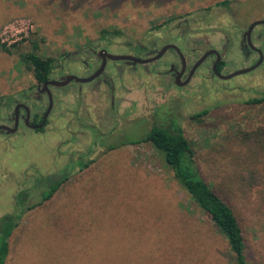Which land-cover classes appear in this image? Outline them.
Masks as SVG:
<instances>
[{"label":"rangeland","instance_id":"374dc122","mask_svg":"<svg viewBox=\"0 0 264 264\" xmlns=\"http://www.w3.org/2000/svg\"><path fill=\"white\" fill-rule=\"evenodd\" d=\"M257 21H264V0H0V99L12 108L14 99L34 89L33 72L21 61L31 43L41 58L56 62L55 78L86 74L79 56L66 59L84 44L115 51L139 42L179 44L191 60L206 43L218 48L228 41L225 70L233 73L244 67L240 35ZM255 43L264 51V39ZM208 65L189 86L171 90L167 77L149 71L152 66L126 71L114 107L107 109L106 100L99 104L104 92L83 87L80 98L89 106L83 109L97 120V132H119L109 139L110 151L92 146L94 137L83 133L88 130L70 124L65 113L78 106L76 88L56 91L45 134L0 135V217L39 175H57L80 154L81 162L94 159L85 170L72 169L49 201L24 215L9 239L5 264H233L226 239L178 185L161 153L150 143L129 144L142 139L152 121L181 127L201 176L238 218L248 264H264V208L255 193L240 187L232 193L231 174L245 165L230 166L249 158L264 172V143L258 142L264 141V64L229 82L209 77ZM40 193L34 191L28 203H37Z\"/></svg>","mask_w":264,"mask_h":264},{"label":"flooded vegetation","instance_id":"af4514ba","mask_svg":"<svg viewBox=\"0 0 264 264\" xmlns=\"http://www.w3.org/2000/svg\"><path fill=\"white\" fill-rule=\"evenodd\" d=\"M248 27L240 35L239 42L237 45L241 53V56L243 58L244 67L237 68V70L233 71V73L255 65L260 59L258 50L261 52L263 56L262 63L258 67L264 64L263 47L255 43V40L257 39L258 40L264 39V30L256 31L257 26L253 28V30L251 31V35H250L251 45L253 46L252 48L248 45L246 38H243ZM206 44H207V48L204 51H202L197 57H195V59H191V60L190 58L188 59L185 54H183L184 52H183L182 47L179 44H175L173 42H166L163 45H161L159 48L148 47L140 42L133 43V44L128 43L126 44V46L122 47V50H115V51H109L102 44H98L96 46H89V45L84 44L83 46L76 48L75 51H71L70 53L66 54V59L68 60L71 56H79L81 67L86 71V74H83V75L79 74V71L76 72L78 74H75L74 72H70V73L61 72L60 76L55 78L53 77V73L56 69L57 64L52 59L53 66L50 71V75L48 79L43 81L42 83H38L36 81L35 87L32 91H29L25 93L24 95H22L21 100L14 99L13 101L14 105L12 106V108L9 106V104L4 103L2 98L0 99V125L8 126L11 130L15 129L14 132L12 133H7L6 131H0V135L7 137V136H13V135L22 133L25 136L28 132H32L36 135L45 134L46 133L45 131L49 127L53 114H54V107H55L56 100H57L56 91L76 88L77 95H78L76 102H78V106L74 107L75 109H73L72 112H67V113L62 112V114L65 113L69 115L70 124L71 123L74 125L77 124V126L80 127L81 129L88 130V132H83V133L94 137L93 139L94 143L91 144L92 146H96L97 148L108 146L106 148V151H110L111 150L110 144L113 141L109 139H113L112 137H114L119 132L113 131V128L107 132H102V131L99 133L97 132L98 130L100 131V127L98 125H95L97 124V120H96V123H93V120L90 117L89 111L85 112V110L83 109L84 106L86 108L89 107L87 104H84L85 101L82 98H80L82 96L83 87H86V86L94 87V88H97V90H95L96 92H102V93L104 92L105 95H103L104 93L102 94L103 98L99 101V104H102L104 100H106L105 109H107L108 107H111V108L114 107V99L116 98V93L118 89H120L118 83L121 82L122 75L126 71H129V70L147 71L152 66L153 68L150 69L149 71L152 72L154 70L156 77H167L168 83L166 84V88L167 90H171L172 88L180 89V88H185L189 86L191 82L193 81V78L196 75V73L202 70V68L206 64H209L208 66L205 67V70L206 72H208L209 77L216 78L218 81H221V82L222 81L229 82L232 78L227 79V80L219 78L213 73L212 69H213L214 63H216L217 61V55H218L219 61L216 64L217 73L223 77L233 74L232 72H228L225 70V62H224V59L230 47L229 46L230 43H228V41H225L218 48L217 47L214 48L213 46L209 44V42ZM170 45L177 47V49L179 50V53L173 48H169L163 53V55L159 59L148 62V63H144V64L136 63L133 65L132 62L128 60L114 61V60L108 59L105 55V53H108L114 56H130L138 60H149V59L154 58L157 55V53L162 50V48H164L165 46H170ZM151 46H154V45H151ZM116 51H121L122 54L117 55V53H115ZM134 51L138 52L140 56H133L129 54ZM213 51H215L217 55L215 53L208 54L202 60V62L199 63V61H201L204 55H206L207 53L213 52ZM189 52L193 55L195 54L194 50H190ZM164 58L165 59L168 58L170 60L171 58L173 59L171 61H167L168 63L163 64L161 67H159V69H154L158 66L157 63L161 62ZM197 63H199L198 66L191 73L193 67ZM61 68H63V66ZM256 69H254L251 72H254ZM96 73H99L98 76H96L90 82L81 83V82L71 81L68 84L61 86V87L51 86V85L48 86L47 90L51 94L52 105H51L49 112L47 113L48 108H49V96H48L47 90H45L43 87L44 83H47L50 81L60 82L61 78H65L70 75L76 76L81 79H85V78H90ZM242 75H246V74H242ZM238 76H241V75H238ZM73 82L77 83V85L70 86L71 83ZM17 106L19 108H18V111L15 113V109ZM25 108L28 109V116H27V111ZM3 112L5 115L4 118L1 117ZM155 115H158V114L155 113ZM102 117L105 118L106 123L110 122L109 124H113V121H111V118L107 117L106 115H103ZM71 135H74V134L71 133ZM81 158H82V154H80V157L78 159L79 161L76 160L75 163L70 165L68 169H63L56 176H60L63 174L69 175L72 169L76 167L78 168V171H79L80 164L87 166L82 169V170H85L94 162V159H89V161L87 162H81L80 161ZM39 177H46V176L39 175L37 178ZM37 178L34 179L33 185H29V187L27 188L22 187L20 188L19 191H17V193L20 191L26 190L31 196H33L32 195L33 192L39 189V187L38 189L34 188L35 180ZM15 195L13 197V204H14ZM12 212H13V208H12V211H10L7 214H10Z\"/></svg>","mask_w":264,"mask_h":264},{"label":"trees","instance_id":"16d2710c","mask_svg":"<svg viewBox=\"0 0 264 264\" xmlns=\"http://www.w3.org/2000/svg\"><path fill=\"white\" fill-rule=\"evenodd\" d=\"M31 47L30 51L21 55V61L27 69L33 72L35 80L38 83H42L50 75L53 60L50 58L43 59L37 54V43H31ZM1 48L5 52H10L3 46ZM262 100L251 102L259 103ZM258 142L264 143L262 139H259ZM140 143H150L155 150L161 153L164 163L170 168L178 185L226 239L229 250L234 256L233 264H248L246 260V240L238 218L233 208L201 176L193 160L194 152L189 141L183 136L181 127L173 121L169 124L152 121L151 127L148 128L144 137L129 144ZM239 164L245 165V167L235 169V174L234 172L231 174L233 182L236 184V190L233 188L234 191L232 193L235 194L239 187L241 192L245 191L250 195L255 193L260 203L257 206L263 210L264 172H260L257 168L259 161L253 162L251 159L246 158L243 161H237L236 164L231 162L230 166H236L237 168ZM85 167L87 166L80 164L79 171ZM69 178L68 174L37 178L34 188L38 189L39 187L41 189L40 199L37 203H28L31 195L26 190L20 191L15 195L13 212L0 218V264H5L9 250V238L24 215L32 209L41 206L44 202L49 201ZM248 193L243 196L248 197Z\"/></svg>","mask_w":264,"mask_h":264},{"label":"water","instance_id":"95a60500","mask_svg":"<svg viewBox=\"0 0 264 264\" xmlns=\"http://www.w3.org/2000/svg\"><path fill=\"white\" fill-rule=\"evenodd\" d=\"M259 25H264V21H257V22L252 23L251 25H249V27H248V29H247V31L245 32L244 37H243V38H246L248 45H249L250 47H252V48H253V46L251 45V41H250L251 31L253 30L254 27L259 26ZM169 48H173L174 50H176V51L179 53V50L177 49V47H175V46H173V45H170V46H165L164 48H162V50L159 51V52L157 53V55H156L154 58L149 59V60H138V59H135V58L130 57V56H114V55H110V54H108V53H105V55H106V57H107L108 59H110V60H114V61H116V60H128V61H131L133 65L136 64V63H142V64H144V63H148V62L155 61V60L159 59V58L163 55V53H164L167 49H169ZM211 53H215V54L217 55V53H216L215 51L210 52V53H207L206 55H204V57L201 59V61H199V63L202 62V60H203L208 54H211ZM258 53H259V55H260V59H259V61H258L255 65H253V66H251V67H249V68H246V69L239 70V71H237V72H235V73H233V74H230V75H228V76H225V77L219 75V74L217 73V71H216V64H217L218 61H219V56L217 55V61H216V63H214L212 71H213V73H214L217 77L222 78V79H225V80L230 79V78H233V77L238 76V75L247 74V73L253 71L254 69H256V68L262 63L263 56H262V54H261V52H260L259 50H258ZM179 55H180V54H179ZM180 56H181V55H180ZM199 63H197V64L193 67L191 73L195 70V68L198 66ZM191 73H190V74H191ZM98 74H99V73H96L95 75L91 76L90 78H85V79H81V78H78V77H76V76H71V75H70V76H67V77H65V78H61L60 82H57V81H50V82L44 83V84H43V87H44L45 90H47V87L50 86V85H51V86L61 87V86H64V85L68 84V83L71 82V81L81 82V83H86V82H90L91 80H93L96 76H98ZM47 93H48V96H49V108H48V111H47V113H48L49 110H50V108H51V105H52V100H51V94L49 93L48 90H47ZM18 108H19V107L17 106L16 109H15V113L18 111ZM25 109H26V111H27V116H28V109H27V108H25ZM44 120H45V119H44ZM14 130H15V129L11 130L8 126L0 125V131H6L7 133H12V132H14Z\"/></svg>","mask_w":264,"mask_h":264},{"label":"built area","instance_id":"2783aa9c","mask_svg":"<svg viewBox=\"0 0 264 264\" xmlns=\"http://www.w3.org/2000/svg\"><path fill=\"white\" fill-rule=\"evenodd\" d=\"M9 26H10V25H9ZM7 28H9V27H7ZM12 36H13V35H12ZM14 42H15V41H13V40H12L10 43H7V42L5 43L4 41H2V44L5 45V46H10V45L13 44Z\"/></svg>","mask_w":264,"mask_h":264},{"label":"crops","instance_id":"0c3cea01","mask_svg":"<svg viewBox=\"0 0 264 264\" xmlns=\"http://www.w3.org/2000/svg\"><path fill=\"white\" fill-rule=\"evenodd\" d=\"M8 253H9V250H8Z\"/></svg>","mask_w":264,"mask_h":264}]
</instances>
